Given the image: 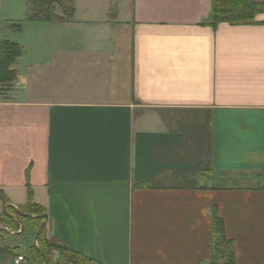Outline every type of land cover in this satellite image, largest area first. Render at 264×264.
I'll list each match as a JSON object with an SVG mask.
<instances>
[{
  "label": "crops",
  "instance_id": "1",
  "mask_svg": "<svg viewBox=\"0 0 264 264\" xmlns=\"http://www.w3.org/2000/svg\"><path fill=\"white\" fill-rule=\"evenodd\" d=\"M212 2L75 0L37 23L35 53L18 43L0 191L17 207L30 186L50 242L97 264H209L215 210L234 264H264V12L212 26ZM26 9L0 0V27ZM21 229L0 264H29L10 250L37 246Z\"/></svg>",
  "mask_w": 264,
  "mask_h": 264
},
{
  "label": "trees",
  "instance_id": "2",
  "mask_svg": "<svg viewBox=\"0 0 264 264\" xmlns=\"http://www.w3.org/2000/svg\"><path fill=\"white\" fill-rule=\"evenodd\" d=\"M75 0H26V15L24 21L27 23L49 22L52 20H63L57 16L55 5L65 7L68 18L73 14V3ZM264 12V3H256L250 0H213L210 12V24L215 26L219 22L249 23L258 13ZM11 30L20 32L21 23H11ZM22 54V49L17 42L8 39L0 40V87L8 90L16 80L17 71L14 68L17 58ZM31 188L27 185V200L16 208L7 206L9 199L0 191V236L8 234V231H18L21 236L24 229L31 225L37 231L43 218L36 217L45 213V210L32 202ZM26 215H19L16 211ZM31 216V217H30ZM211 259L209 264H234V244L224 234L223 220L215 210L211 213ZM8 248V247H7ZM5 245L0 248L1 252L8 251ZM16 248L10 249L13 252ZM52 249L58 252L57 261H52ZM26 258L29 264H43L44 257L46 264H97L92 259L74 252L66 247L50 242L46 237V229H42L37 237V246H30L26 249Z\"/></svg>",
  "mask_w": 264,
  "mask_h": 264
},
{
  "label": "rangeland",
  "instance_id": "3",
  "mask_svg": "<svg viewBox=\"0 0 264 264\" xmlns=\"http://www.w3.org/2000/svg\"><path fill=\"white\" fill-rule=\"evenodd\" d=\"M10 13V12H9ZM57 16L63 17L64 19L68 18V15L66 14V10L65 7L59 6L58 4L55 5V12H54ZM5 14V12H4ZM11 14V13H10ZM22 15L19 14L20 19L15 20L14 22L16 23H21L22 27L25 28L24 33L22 34V36L14 32H10V25H6V29L4 27H0V40H5V38H8V40L10 41H14L17 42L19 44H24L26 50L28 51V53H35L37 48H40V45L38 44L40 41V39H37V35L38 31H37V23H27L24 21V17H25V13L22 12ZM6 24V23H5ZM7 36V37H6ZM5 37V38H4ZM6 91L4 88L0 87V100L1 99H6L5 95H6ZM24 242H20V243H14L16 249H27L29 246H25ZM55 251V253H53ZM52 255L54 254L55 257L54 259L52 258L53 262L57 261V256H58V252L55 249H52L51 251Z\"/></svg>",
  "mask_w": 264,
  "mask_h": 264
},
{
  "label": "water",
  "instance_id": "4",
  "mask_svg": "<svg viewBox=\"0 0 264 264\" xmlns=\"http://www.w3.org/2000/svg\"><path fill=\"white\" fill-rule=\"evenodd\" d=\"M7 206H11V207H13V208H16L14 205L8 204V205H6V206L4 207V210H5V211H6ZM16 211H17V213H18L19 215H26V214L20 212L18 209H16ZM30 217H31V216H30ZM36 217L43 218V221L41 222L39 228H38L37 231H36V234H35V236H34V241L37 240V237H38L40 231L44 228L45 222H46V220H47V215H46L45 213H43V214H41V215H38V216H36ZM21 228H22V226H21ZM35 246H36V245H35ZM43 258H44V263H43V264H46V258L44 257V255H43Z\"/></svg>",
  "mask_w": 264,
  "mask_h": 264
},
{
  "label": "built area",
  "instance_id": "5",
  "mask_svg": "<svg viewBox=\"0 0 264 264\" xmlns=\"http://www.w3.org/2000/svg\"><path fill=\"white\" fill-rule=\"evenodd\" d=\"M24 261H25V259H24L23 255H17L16 259L14 260V264H20L21 262H24Z\"/></svg>",
  "mask_w": 264,
  "mask_h": 264
}]
</instances>
